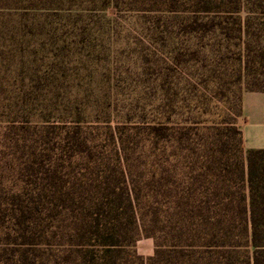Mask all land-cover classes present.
<instances>
[{
  "label": "trees",
  "instance_id": "1",
  "mask_svg": "<svg viewBox=\"0 0 264 264\" xmlns=\"http://www.w3.org/2000/svg\"><path fill=\"white\" fill-rule=\"evenodd\" d=\"M0 60V264H264V0H0Z\"/></svg>",
  "mask_w": 264,
  "mask_h": 264
},
{
  "label": "rangeland",
  "instance_id": "2",
  "mask_svg": "<svg viewBox=\"0 0 264 264\" xmlns=\"http://www.w3.org/2000/svg\"><path fill=\"white\" fill-rule=\"evenodd\" d=\"M130 29L132 30V27ZM8 30L10 31V34H11L12 28H8ZM11 46H13V45H11ZM111 50L114 51L115 54L122 52V50H126V54L128 55L130 47H128L126 42L125 43L120 42V44L114 45L113 48L111 47ZM42 54L44 55V53H42ZM13 72L14 73H12V74L16 77V75H17V66L16 65H14V67H13ZM5 75H6V73H5V69H3V63H1V60H0V82H1V78ZM7 75L10 76V73H7ZM15 85L17 87L22 86L21 83H19V82H16ZM215 87H216V89H215ZM15 88L16 87L13 86V89H15ZM217 89H218L217 83H216V85L210 84L208 86V90L205 93L206 94L205 106L208 110L211 111V115L207 118H211V120H214V122H219L223 118H227V119L231 120L234 117V113L236 112V101H235L234 94L232 93V91L229 88L224 89V94H226V97H229V103H227L225 105L226 109H224V112H221L219 107H222L223 105H222L221 101L219 100L220 97H219V94L217 92L218 91ZM1 92H2V89L0 87V113L2 111H4V109H2V107L4 105L8 104L7 101L3 102V103L1 102L2 98L5 96V95H2ZM8 95H9V92L7 93L6 97ZM1 120H5V119L0 117V152L2 149V137L4 136V132L6 131V126L1 122ZM36 120H38V119H36ZM237 123L242 128L243 123H244V115L237 118ZM140 245H141L142 251H146V252H148L149 250L154 248V245H153V242L151 239H143V241L141 242Z\"/></svg>",
  "mask_w": 264,
  "mask_h": 264
},
{
  "label": "crops",
  "instance_id": "3",
  "mask_svg": "<svg viewBox=\"0 0 264 264\" xmlns=\"http://www.w3.org/2000/svg\"><path fill=\"white\" fill-rule=\"evenodd\" d=\"M242 108V131L246 151L264 150V92H246L243 95ZM141 252L146 256L152 254Z\"/></svg>",
  "mask_w": 264,
  "mask_h": 264
}]
</instances>
